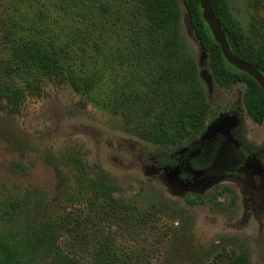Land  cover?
I'll list each match as a JSON object with an SVG mask.
<instances>
[{
  "label": "trees",
  "instance_id": "1",
  "mask_svg": "<svg viewBox=\"0 0 264 264\" xmlns=\"http://www.w3.org/2000/svg\"><path fill=\"white\" fill-rule=\"evenodd\" d=\"M211 1L234 54L264 74V18L253 16L250 22L252 34L259 40L255 46L243 35L227 0ZM181 2L205 55L201 63L182 45ZM53 7V17L68 37L64 45L45 43L37 37L17 38L14 29H5L10 50L7 57L0 58V110L18 107L26 90L39 95L49 82L67 84L80 93L94 89L98 75L81 66L82 71H78L72 65L70 45H76L81 57L96 56L114 72L110 107L141 139V157L150 165L197 140L215 112L216 92H211L207 83V88L203 85L202 69L210 74L214 88L217 85L224 91L241 85L247 112L264 124L262 87L250 74L227 62L203 18L200 0H55ZM46 16L48 11H42V17ZM0 21L4 28L6 20ZM120 71L126 77L117 81ZM51 160L59 186L65 185L68 179L60 160ZM13 169L26 172L23 161L15 162ZM154 176L148 178L155 180ZM76 181L77 189L65 193L71 201L84 202L98 214L95 248L104 260L100 263L149 264L150 252L143 260L141 249L137 250L139 255L132 249L121 250L115 236L117 229L135 232L149 225L155 228L151 227L155 226L149 220L151 215L134 214L113 197L112 186L98 175L77 173ZM195 197L186 198V202L195 205L204 200L201 195ZM262 215H252V219L259 221ZM113 226L115 230H108ZM80 232L79 225L66 227L58 215H49L44 190L21 193L16 185L0 181V264H81L77 254L65 251L60 243L62 233L75 239ZM210 264L254 262L248 251L222 248Z\"/></svg>",
  "mask_w": 264,
  "mask_h": 264
},
{
  "label": "rangeland",
  "instance_id": "2",
  "mask_svg": "<svg viewBox=\"0 0 264 264\" xmlns=\"http://www.w3.org/2000/svg\"><path fill=\"white\" fill-rule=\"evenodd\" d=\"M54 1L0 0V19L6 20L4 28L0 21V58L9 55L10 43L4 33L8 26L16 31L17 38L37 37L54 45L68 42L60 22L53 17ZM227 3L243 35L257 46L259 40L252 34L250 22L253 16L264 18V0H227ZM40 9L47 10L48 16L42 17ZM180 30L183 48L201 63L203 52L182 2ZM70 53L73 67L82 71L81 66L87 72L96 73L98 84L88 93H80L67 84L49 82L39 95L26 90L18 107L0 110V181L16 185L21 193L44 190L49 215H58L66 227L79 225L81 232L77 238L62 233L60 243L65 251L76 253L81 264L104 261L95 248L98 214L84 202L71 201L65 193L77 189L76 174L81 172L98 175L110 184L113 197L123 201L137 216L151 215L153 229L150 225L135 232L117 229L115 243L121 250L132 249L139 255L137 250L141 249L143 260L150 252L149 264H210L218 251L225 248L229 252L248 251L254 264H264V214L259 221H254L239 201L242 194L237 180L244 184L247 196L253 191L246 175L243 179L233 176L224 180L210 189L212 195H204V200L195 205L178 197L175 188L169 189L159 180L149 179L153 171L141 157V139L110 107L114 72L105 68L96 56L81 57L76 45H70ZM201 73L207 88L206 83L211 85L209 73L203 69ZM125 77L126 73L120 71L116 79L122 81ZM216 87L214 109L219 107L222 112L216 119L228 115L237 117L254 142L263 141L264 126L247 117L243 87L238 85L224 91ZM232 100L236 101V111L231 108ZM241 111L243 119L238 114ZM51 157L60 160L67 175L63 186H59ZM17 161H23L25 173L13 169ZM253 194L262 204L263 198ZM87 243L94 245L90 247Z\"/></svg>",
  "mask_w": 264,
  "mask_h": 264
},
{
  "label": "flooded vegetation",
  "instance_id": "3",
  "mask_svg": "<svg viewBox=\"0 0 264 264\" xmlns=\"http://www.w3.org/2000/svg\"><path fill=\"white\" fill-rule=\"evenodd\" d=\"M203 79L205 81V77ZM210 80L211 85L207 84L209 90L213 92L214 84L211 76ZM232 102L231 108L236 111L237 109L234 108L236 101L232 100ZM238 109L241 110L240 105ZM221 113L218 107L209 116L197 140L176 148L165 157L164 161H156L150 165L153 172L149 176L156 175V179L158 178L157 180L163 185H168L169 189L175 188L176 195L186 202L188 197L212 195L210 189L226 179L233 176L243 179L246 175L253 191L250 192V196H247L244 184L237 180L240 194H242L239 201L249 216L262 215L264 214V140L254 142L248 135L247 127L243 122H238L237 117L228 115L230 117L216 119ZM238 114L243 119L242 111ZM246 114L253 122L261 124L247 112V109ZM229 141L233 157L231 158L228 152L227 159L222 164L214 165L218 151ZM231 159L233 163H230ZM254 192L263 198L262 204L258 203Z\"/></svg>",
  "mask_w": 264,
  "mask_h": 264
},
{
  "label": "water",
  "instance_id": "4",
  "mask_svg": "<svg viewBox=\"0 0 264 264\" xmlns=\"http://www.w3.org/2000/svg\"><path fill=\"white\" fill-rule=\"evenodd\" d=\"M200 5L202 8V15L206 23L208 24L215 40L219 43L222 53L228 63L237 67L239 70L247 72L250 74L262 87L264 91V74L259 70V68L251 62L242 60L238 58L230 47L226 31L222 26L220 19L217 17L214 10L211 0H200ZM205 55L203 54V57ZM229 152L230 157L232 158V148L230 141L227 142L221 149L218 151L215 158L214 165L222 164L227 158ZM230 163H233L231 159Z\"/></svg>",
  "mask_w": 264,
  "mask_h": 264
}]
</instances>
